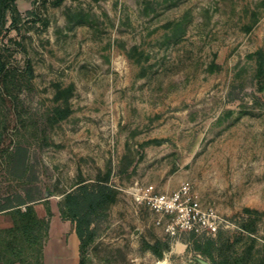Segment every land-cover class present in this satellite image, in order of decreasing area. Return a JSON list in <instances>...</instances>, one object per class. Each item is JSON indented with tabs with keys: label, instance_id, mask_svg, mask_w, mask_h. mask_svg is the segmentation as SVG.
Masks as SVG:
<instances>
[{
	"label": "rangeland",
	"instance_id": "374dc122",
	"mask_svg": "<svg viewBox=\"0 0 264 264\" xmlns=\"http://www.w3.org/2000/svg\"><path fill=\"white\" fill-rule=\"evenodd\" d=\"M257 50L264 58V0H12L0 27V205L28 192L59 221L64 192L107 183L116 198L94 217L85 264H211L191 249L207 237L171 234L172 216L142 198L188 181L222 220L215 256L264 264ZM56 107L68 114L55 119ZM16 145L28 152L22 177L9 169ZM9 222L0 210V229ZM157 240L160 257L143 245Z\"/></svg>",
	"mask_w": 264,
	"mask_h": 264
},
{
	"label": "trees",
	"instance_id": "16d2710c",
	"mask_svg": "<svg viewBox=\"0 0 264 264\" xmlns=\"http://www.w3.org/2000/svg\"><path fill=\"white\" fill-rule=\"evenodd\" d=\"M12 0H0V27L5 24L6 12ZM256 75L260 87L264 79V58L263 52L257 50ZM4 72V63L0 59V77ZM68 114V108L56 107L53 110L55 119L64 118ZM28 165V152L24 146L16 145L13 148L10 162V173L13 176L22 177ZM17 195L14 203L0 205V210H8L11 213L12 224L0 229V264H43L42 247L48 230L49 221L47 217L37 214L31 202L39 199L36 195L28 192ZM116 198V191L107 183L98 182L87 184L78 182L71 190L63 193V199L58 209L62 219L74 221V230L79 240L78 264H85L83 257L84 247L93 240L94 231L91 224L98 212L106 209ZM47 216L50 210L46 209ZM159 240L154 243L143 242L144 248L156 256L162 255L166 246H161ZM216 241L213 237L204 240H193L191 249L209 257L211 264H227V258L217 254Z\"/></svg>",
	"mask_w": 264,
	"mask_h": 264
},
{
	"label": "built area",
	"instance_id": "2783aa9c",
	"mask_svg": "<svg viewBox=\"0 0 264 264\" xmlns=\"http://www.w3.org/2000/svg\"><path fill=\"white\" fill-rule=\"evenodd\" d=\"M142 198L155 212L172 216L167 226L171 234L179 229L209 237L214 236L222 226L221 218L212 208L201 207L198 196L191 189L188 181L182 182L176 190L169 194H156L152 191V186H148L143 190Z\"/></svg>",
	"mask_w": 264,
	"mask_h": 264
},
{
	"label": "crops",
	"instance_id": "0c3cea01",
	"mask_svg": "<svg viewBox=\"0 0 264 264\" xmlns=\"http://www.w3.org/2000/svg\"><path fill=\"white\" fill-rule=\"evenodd\" d=\"M39 216L43 217L45 212L38 211ZM52 219L49 221L47 237L42 247L43 264H78L79 260V240L75 233L74 227L67 222ZM5 225H11V222ZM56 235V241L51 244L50 238ZM57 254V255H53Z\"/></svg>",
	"mask_w": 264,
	"mask_h": 264
},
{
	"label": "water",
	"instance_id": "95a60500",
	"mask_svg": "<svg viewBox=\"0 0 264 264\" xmlns=\"http://www.w3.org/2000/svg\"><path fill=\"white\" fill-rule=\"evenodd\" d=\"M197 261H198V264H210V262L203 257H198Z\"/></svg>",
	"mask_w": 264,
	"mask_h": 264
}]
</instances>
